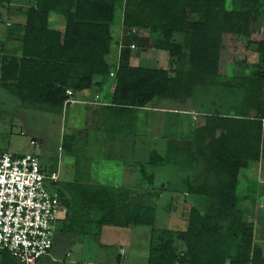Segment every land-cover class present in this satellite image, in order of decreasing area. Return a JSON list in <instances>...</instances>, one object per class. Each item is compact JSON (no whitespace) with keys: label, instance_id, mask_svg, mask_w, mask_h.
<instances>
[{"label":"trees","instance_id":"trees-1","mask_svg":"<svg viewBox=\"0 0 264 264\" xmlns=\"http://www.w3.org/2000/svg\"><path fill=\"white\" fill-rule=\"evenodd\" d=\"M11 2L0 0V20ZM11 8L26 21L9 25L0 39V86L27 108L68 113L69 89L72 98L98 89L101 96L92 103L101 107L92 123L111 138L117 129H136L139 112L150 103L186 104L200 88L215 94L186 117L168 110L174 116L164 134L166 153L151 152L149 168L187 169L181 188L193 203L185 229H156V207L146 197L78 175L59 182L67 215L56 236L59 230L95 234L105 225L149 226L146 264H264L259 210H251L257 201L239 192L256 180L264 156V0H34ZM118 11L123 32L112 61ZM54 19L64 27H54ZM137 47L166 51L170 67L134 65ZM178 126L179 135L173 133ZM81 134L65 132L67 155L81 156L75 147ZM138 167L141 179L153 183L155 174ZM124 253L106 264H126ZM0 257V264H21L7 251Z\"/></svg>","mask_w":264,"mask_h":264},{"label":"rangeland","instance_id":"rangeland-1","mask_svg":"<svg viewBox=\"0 0 264 264\" xmlns=\"http://www.w3.org/2000/svg\"><path fill=\"white\" fill-rule=\"evenodd\" d=\"M120 17L121 11H118L116 21L112 26V34L114 36L112 51L108 55V59L112 61H116L118 56L119 47L117 42H119L122 32V25L119 21ZM2 18L5 22L7 20H19L18 16L14 19L6 11H3ZM5 22H0V39L4 37V32H7L8 29V27L6 29ZM13 29H15V32L19 30L17 27ZM143 34H147V31H144ZM132 53L134 55L132 56V63L134 65L170 67L166 51H157L153 47H137L132 50ZM93 92L91 91L90 95ZM219 97H217V100H220ZM214 98L215 94H211L208 89L200 88L197 89L194 98L186 104H173L167 101L148 104L139 112L138 129L141 136H137L138 143L134 146L135 148L130 147V144H128L123 150L124 157L135 159V161L149 168L152 151L157 150L163 155L166 153L167 139L164 137V134L168 131L167 128L170 127L169 119H172V116H174L168 115V107H184L190 110L191 108L194 109V107H200L204 103L211 102ZM82 106L81 104L73 106L71 111L69 110L68 115L66 111L61 114L47 110L27 108L21 104L17 97L0 86V148L19 154H36L40 156L43 165L46 167L57 161L61 179H70V175L73 176L75 172L73 163L75 158L74 156L67 155L62 149V142L65 132H71L87 125L88 118L86 117V113L79 109ZM83 113L84 115H82ZM184 113H181L182 117L187 116ZM175 123L179 122L175 121ZM186 126L187 124L185 123L183 130H187ZM173 133L179 135L182 134V131L178 126L174 128ZM87 134L91 136L90 133L87 132ZM103 135H105V132H103ZM33 140L36 141V144H32ZM107 151L108 154L114 152L111 148L107 149ZM117 152L120 154L121 150L117 149ZM186 170L172 165L151 166L148 171L155 174L153 183L142 179L139 181L140 190L149 189L154 194L153 196L150 193L148 199L147 195L149 196L148 193L150 191L146 194L141 193L140 196L146 197V201L149 200L148 202L153 203L156 207V229L172 228L181 230L186 228L187 221L185 215L189 212L190 206L193 203V197L185 196L181 188V183H183L188 173ZM260 170L261 165L256 178ZM135 172L141 177L140 171L135 170ZM163 185L164 190L162 191ZM240 188L239 192L241 195L249 194L244 185ZM173 198H175V203L172 208L171 202ZM250 199L254 200L252 202L257 201V203H252L251 210L255 207L256 211H264V202L260 201L258 196L251 193ZM247 204V201L244 202L245 206ZM259 224L264 225V217L260 218ZM151 228L149 226H133L126 230L113 225H105L103 231L102 229H97L95 234L85 236L80 233L60 232L59 230L51 253L44 256L40 264L112 263L116 255L122 252L123 249L120 251V247L122 246L127 250L124 263L146 264ZM127 232L129 234L126 235L127 237H124L123 234L125 235ZM124 238H127L130 243H121Z\"/></svg>","mask_w":264,"mask_h":264},{"label":"built area","instance_id":"built-area-1","mask_svg":"<svg viewBox=\"0 0 264 264\" xmlns=\"http://www.w3.org/2000/svg\"><path fill=\"white\" fill-rule=\"evenodd\" d=\"M67 95L65 104L76 102L72 90ZM59 182V172L44 166L40 156L0 148V253L9 252L21 264H38L50 253L67 215Z\"/></svg>","mask_w":264,"mask_h":264},{"label":"crops","instance_id":"crops-1","mask_svg":"<svg viewBox=\"0 0 264 264\" xmlns=\"http://www.w3.org/2000/svg\"><path fill=\"white\" fill-rule=\"evenodd\" d=\"M32 1L34 0H12L11 7L18 6V5H27L31 3ZM11 7H9V5L3 7L2 16H3V11H6L8 14L12 15L14 19L15 17L18 16L19 20L18 21L7 20L5 22V20L2 18L0 22H5L6 29L9 25L11 26L12 24H15V23L24 24L26 21L25 16L16 15L13 12L14 10H12ZM52 25L57 28L64 27L63 22L58 19H54L52 22ZM122 32H123V27H122ZM5 34H6V31L4 32V36ZM18 44L19 43L17 40H12L11 45H15L18 48ZM91 91H94L92 95H90ZM96 95L101 96L100 90L98 89L85 90L81 93L76 94L74 96V99L76 100V102H73L69 105L68 113H69V110L71 111V108L73 106H76L77 104L83 105L82 106L83 108L81 107L79 109L80 111H83L84 113H86V117L88 118V121L85 127L75 129V130L82 131V134L79 137L80 139L75 143V147L76 149L78 148L80 150L81 156L80 157L74 156L75 161L73 163L75 166L74 167L75 172L73 173V176L70 175V179H67V180L61 179L60 168H59V164L57 163L56 171L59 172L60 181H71L76 176L82 175V177L85 180H89L92 182H100L102 184H107V185H111L115 187H126L131 192V194L134 196H137V195L140 196L141 193L143 194L148 193L150 191L149 189L147 190L139 189V181L141 180V177L139 176L138 173L135 172V170L140 171L138 167L139 162L135 161V159L126 158L123 155V150L128 146V144H130V147L135 148L134 146L138 143L137 136L140 134L138 125L136 129L132 130V132L128 131V133H120L121 129L120 130L117 129L116 134L114 136H112L111 138H105L106 135H103L102 131L100 133V131L96 129L97 124L95 125L92 123L94 119H97L98 114L96 111L99 112L100 107H101L100 104L92 103L96 100ZM104 95L105 94L103 93L101 100H104L103 98ZM168 108L169 110H172V111L174 110L175 112H181V113L188 112V111L193 112L194 110L192 108L189 110L184 107L182 108V107H175V106H169ZM84 113L82 115H84ZM73 131L67 132V133H72ZM87 132L90 133L91 136H89ZM140 136L141 135H139V137ZM106 148L107 149L111 148L114 150V152H110L108 154V151ZM117 149L121 150L120 154L117 152ZM260 165H261V170L259 171V175L257 176V178H255L256 180L249 181L250 184H253V185L248 184V186H245V188L249 192V195L251 193H254V195L260 198V201L264 202V156L262 158ZM254 181L255 183H253ZM262 217H264V211L259 210L258 215H257L258 222H257V231H256V234L258 233L257 237L259 239H264V225L259 224L260 218ZM103 227H102V231H103ZM120 228H123V227H120ZM123 229L127 230L128 228H123ZM128 234L129 233L127 232L125 233V235L123 234V236L125 237ZM124 242L130 243L127 240V238H124V240L121 243H124ZM121 249L125 251L123 256H126L127 250L124 249L123 246L120 247V251ZM120 253L122 254V252Z\"/></svg>","mask_w":264,"mask_h":264}]
</instances>
